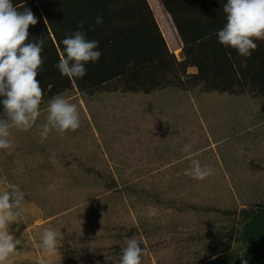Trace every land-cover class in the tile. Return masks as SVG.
<instances>
[{
    "label": "rangeland",
    "instance_id": "rangeland-1",
    "mask_svg": "<svg viewBox=\"0 0 264 264\" xmlns=\"http://www.w3.org/2000/svg\"><path fill=\"white\" fill-rule=\"evenodd\" d=\"M162 8L170 47L161 34L182 60ZM195 73L189 67L150 92L113 82L44 92L28 130L0 117L11 133V147L0 149V192L24 193L10 210L16 248L4 264H119L133 238L141 264H236L247 244L237 240L242 223L264 211V95L206 90L193 83ZM56 95L76 105L80 126L43 138L38 126ZM193 160L213 174L195 179ZM47 228L61 234L52 251L40 245Z\"/></svg>",
    "mask_w": 264,
    "mask_h": 264
},
{
    "label": "trees",
    "instance_id": "trees-1",
    "mask_svg": "<svg viewBox=\"0 0 264 264\" xmlns=\"http://www.w3.org/2000/svg\"><path fill=\"white\" fill-rule=\"evenodd\" d=\"M156 1L13 0L18 10L29 8L37 19L28 31L29 40L44 41L43 64L37 76L43 94H57L73 84L80 92H87L112 82L150 92L176 83L175 79L185 74L187 68L195 67L193 83L202 84L206 90L233 92L247 87L264 95V40L255 41L257 47L248 57L217 42L215 33L225 23L226 0ZM159 7L167 11L181 40L182 60H176L167 48L165 40L169 47L170 42L165 27L163 31L159 23ZM98 15L102 17L101 24L95 23ZM81 21L80 31L87 39L99 42L101 56L97 62L86 65L83 78L62 76L56 67L63 54L61 40L71 35ZM0 117H7L2 107ZM247 219L250 222L242 223L237 238L247 244L236 256V264L241 260L254 264L255 258L264 256V211L258 209Z\"/></svg>",
    "mask_w": 264,
    "mask_h": 264
},
{
    "label": "clouds",
    "instance_id": "clouds-1",
    "mask_svg": "<svg viewBox=\"0 0 264 264\" xmlns=\"http://www.w3.org/2000/svg\"><path fill=\"white\" fill-rule=\"evenodd\" d=\"M225 23L215 33L217 42L231 47L244 57L252 54L257 47L256 40H264V0H226L223 4ZM103 22L98 15L96 24ZM37 19L29 8L18 10L13 0H0V107L19 130H28L35 124L40 115L39 105L43 89L37 79L38 69L43 64L41 53L44 41L29 40V26L35 25ZM81 21L71 35L61 40L62 56L56 67L62 76L83 78L86 65L99 60L101 52L99 42L87 39L80 31ZM47 123L38 126L40 135L46 138L51 131L60 133L76 130L80 126V118L76 105L66 101L61 95L49 100L47 106ZM49 123L53 128L49 127ZM11 133L8 124L0 121V149L11 147ZM191 144H185L187 152ZM192 173L195 179H204L213 174L209 166H202L198 160L192 161ZM19 192L23 199L24 193L18 189L0 192V264H4L9 254L16 248V242L7 231L11 222L10 210L20 199H14ZM61 234L54 228L44 229L40 237V245L47 251L57 248V238ZM122 248L119 264H141L143 249L136 239H128ZM43 264V261L41 262ZM241 264L246 261L241 260Z\"/></svg>",
    "mask_w": 264,
    "mask_h": 264
}]
</instances>
